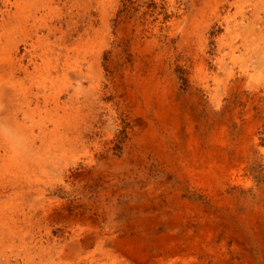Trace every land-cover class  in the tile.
Returning <instances> with one entry per match:
<instances>
[{
	"label": "rangeland",
	"instance_id": "obj_1",
	"mask_svg": "<svg viewBox=\"0 0 264 264\" xmlns=\"http://www.w3.org/2000/svg\"><path fill=\"white\" fill-rule=\"evenodd\" d=\"M200 2L197 7L192 0H86L83 9L70 0L60 11L31 17L34 27L42 23L41 13L54 22L71 17L77 31L65 45L70 50L93 41L106 50L104 70L121 89V124L107 128L113 137L102 136L70 157L77 167H98L99 173L55 176L53 182L58 189L96 188L78 198L77 210H94L105 228L116 209V233L143 242L154 262L174 264L172 248L178 247L193 248L200 262L214 264L202 246L210 224L229 264H264V73L251 70L252 76L240 77L243 49H216L218 38L231 40L253 17L242 18L232 8L229 23L219 26V17L226 16L215 12L221 0ZM261 17L257 25L264 33Z\"/></svg>",
	"mask_w": 264,
	"mask_h": 264
},
{
	"label": "bare ground",
	"instance_id": "obj_2",
	"mask_svg": "<svg viewBox=\"0 0 264 264\" xmlns=\"http://www.w3.org/2000/svg\"><path fill=\"white\" fill-rule=\"evenodd\" d=\"M192 1L193 6L201 4ZM69 4L70 0H0V44L4 43L0 45V264H165L164 258L154 262L143 242L116 233V209L110 210L111 222L105 228L94 210H77L78 198L84 199L96 188L80 184L58 189L53 182L55 176L83 178L92 169L99 173L98 167H77L70 157L96 145L102 136L110 140L108 126L121 124L117 108L121 89L104 70L106 50L98 49L93 41L69 50L65 44L77 31L71 17L54 22L41 13L38 27L30 20L40 11H60ZM85 4L86 0H77L78 7L85 9ZM232 8L242 18L250 13L253 19L250 25L242 24V33L237 30L231 40L218 38L217 54L226 48L233 53L242 48L237 62L240 77L252 76L251 70L264 73V47L260 46L264 33L258 26L264 0H221L215 12L226 16L219 17V26L229 23ZM107 23L104 18L105 27ZM16 34H20L17 40ZM37 34L41 35L34 41ZM57 34L58 39L48 41ZM216 55L220 69L224 54ZM205 58L202 49V72ZM205 87L209 89V83ZM40 103L44 109L38 110ZM157 150L162 156L163 144ZM213 236L212 225H206L203 248L214 264H229L225 244H217ZM172 251L174 264H203L193 248L174 247Z\"/></svg>",
	"mask_w": 264,
	"mask_h": 264
}]
</instances>
